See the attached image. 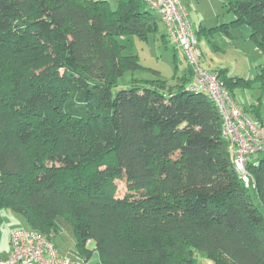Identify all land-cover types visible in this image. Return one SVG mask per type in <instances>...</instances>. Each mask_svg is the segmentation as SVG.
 Instances as JSON below:
<instances>
[{"label": "trees", "instance_id": "trees-1", "mask_svg": "<svg viewBox=\"0 0 264 264\" xmlns=\"http://www.w3.org/2000/svg\"><path fill=\"white\" fill-rule=\"evenodd\" d=\"M226 5L223 32L247 26L264 56V0ZM155 14L144 0H0V211L50 242L68 221L102 264H264V158L245 187L190 64L173 86L156 72L117 88L137 66L118 37L156 33Z\"/></svg>", "mask_w": 264, "mask_h": 264}, {"label": "rangeland", "instance_id": "rangeland-1", "mask_svg": "<svg viewBox=\"0 0 264 264\" xmlns=\"http://www.w3.org/2000/svg\"><path fill=\"white\" fill-rule=\"evenodd\" d=\"M106 1L112 10L117 9L119 0ZM180 1L187 11L193 29L198 31L201 67L208 72L225 71L228 77L233 78V93L237 105L247 110L248 117L253 120V113L257 114L264 125V56L252 41L250 29L245 25H232L228 28L229 35L223 32L221 27L230 24L234 19L232 11L226 5L227 0ZM155 16L157 32L149 34L146 39L141 40L132 34L118 37V43L122 47L121 54L135 56L137 66L124 72L117 88L127 87L134 80H154L156 72H159L167 85L173 86L176 77L187 72L189 63L181 48L168 38L163 22L157 14ZM165 34L166 39L162 37ZM262 158L264 152H259L252 155L250 160L254 162ZM116 183V194L121 197L126 193V184L124 181ZM13 214L22 223L21 229H26L25 220ZM18 227L20 226L11 221L7 225L3 224L0 227L1 237L8 238L10 229ZM197 260L198 264H212L200 255H197Z\"/></svg>", "mask_w": 264, "mask_h": 264}, {"label": "built area", "instance_id": "built-area-1", "mask_svg": "<svg viewBox=\"0 0 264 264\" xmlns=\"http://www.w3.org/2000/svg\"><path fill=\"white\" fill-rule=\"evenodd\" d=\"M164 24L169 38L182 50L192 71L189 90L205 94L221 117L222 137L233 152V165L245 187L250 186L246 163L264 152V126L248 117L226 90L215 72L203 70L197 61L198 41L180 0H144ZM10 256L0 264H89L86 258L60 256L52 242L34 230L17 229L9 234Z\"/></svg>", "mask_w": 264, "mask_h": 264}, {"label": "crops", "instance_id": "crops-1", "mask_svg": "<svg viewBox=\"0 0 264 264\" xmlns=\"http://www.w3.org/2000/svg\"><path fill=\"white\" fill-rule=\"evenodd\" d=\"M13 222L14 225H18V228H12L10 231L15 229H21V222H18L16 215H14L10 210L0 211V227L3 224L7 225V222ZM56 224L59 227V233L53 238V245L60 256L69 258H84L77 249L76 238L73 226L66 220L57 218ZM26 230H31L26 228ZM9 231V232H10ZM11 248L9 244V234L8 238H2L0 235V260L6 259L10 256ZM87 261L89 264H102L100 262L98 254L94 251L88 256Z\"/></svg>", "mask_w": 264, "mask_h": 264}]
</instances>
